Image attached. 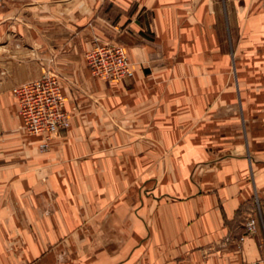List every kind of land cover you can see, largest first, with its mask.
Here are the masks:
<instances>
[{
	"label": "crops",
	"instance_id": "obj_1",
	"mask_svg": "<svg viewBox=\"0 0 264 264\" xmlns=\"http://www.w3.org/2000/svg\"><path fill=\"white\" fill-rule=\"evenodd\" d=\"M220 1L0 0V264H264V0ZM46 70L70 127L41 152L12 89Z\"/></svg>",
	"mask_w": 264,
	"mask_h": 264
},
{
	"label": "built area",
	"instance_id": "obj_2",
	"mask_svg": "<svg viewBox=\"0 0 264 264\" xmlns=\"http://www.w3.org/2000/svg\"><path fill=\"white\" fill-rule=\"evenodd\" d=\"M84 59L94 78L120 81L133 75L131 63L118 44L96 40ZM12 93L18 103L23 130L30 136H39V150L48 151L53 138L70 127V116L65 109L67 99L59 77L51 70L43 71L38 78L14 86ZM257 227V219L248 217L245 234H254Z\"/></svg>",
	"mask_w": 264,
	"mask_h": 264
},
{
	"label": "rangeland",
	"instance_id": "obj_3",
	"mask_svg": "<svg viewBox=\"0 0 264 264\" xmlns=\"http://www.w3.org/2000/svg\"><path fill=\"white\" fill-rule=\"evenodd\" d=\"M219 2H221L220 0H219ZM227 41V40H226ZM99 42H101V41H99ZM227 43V42H226ZM231 82H233V79H231ZM13 94V93H12ZM227 112H229V110L227 111ZM22 264H27V262L26 261H24V263H22Z\"/></svg>",
	"mask_w": 264,
	"mask_h": 264
}]
</instances>
